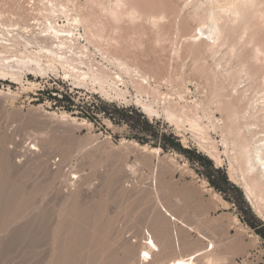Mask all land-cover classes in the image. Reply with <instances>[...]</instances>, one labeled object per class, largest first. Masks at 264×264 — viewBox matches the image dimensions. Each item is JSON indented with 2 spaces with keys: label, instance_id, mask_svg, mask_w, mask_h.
<instances>
[{
  "label": "rangeland",
  "instance_id": "rangeland-1",
  "mask_svg": "<svg viewBox=\"0 0 264 264\" xmlns=\"http://www.w3.org/2000/svg\"><path fill=\"white\" fill-rule=\"evenodd\" d=\"M14 1L0 0L5 17L22 2ZM140 1L170 13L183 2ZM156 54L167 62L166 52ZM242 58L250 61L248 52ZM177 77L162 92L191 100L207 90L199 76L183 84ZM60 78L23 72L14 84L0 80V264H164L171 253L139 260L146 238L163 241L155 224L162 206L194 229L182 235L179 252L210 251L213 243L220 264H264V209L259 214L246 200L238 168L227 173L234 161L230 142L228 149L221 144L227 134L209 133L216 163L190 133L148 119L129 98ZM174 223L165 229L171 246L180 226Z\"/></svg>",
  "mask_w": 264,
  "mask_h": 264
},
{
  "label": "bare ground",
  "instance_id": "bare-ground-1",
  "mask_svg": "<svg viewBox=\"0 0 264 264\" xmlns=\"http://www.w3.org/2000/svg\"><path fill=\"white\" fill-rule=\"evenodd\" d=\"M21 1L5 13L8 20L0 11V80L14 84L23 72L36 79L53 74L110 99L129 98L148 119L190 133L216 163L219 152L209 133L227 134L221 144L228 149L230 142L234 152L227 173L232 177L238 168L246 200L257 213L264 209V0H183L171 13L140 0ZM158 51L166 52L167 62ZM246 52L252 63L242 58ZM178 75L182 84L186 76L203 78L207 90L191 100L162 92ZM256 90L263 94L256 97ZM162 208L155 224L163 241L149 234L139 260L149 263L154 252H163L171 253L164 264L222 263L212 242L210 251L207 245L179 252L186 245L182 235L188 239L194 229ZM171 221L180 225L173 246L165 230Z\"/></svg>",
  "mask_w": 264,
  "mask_h": 264
}]
</instances>
